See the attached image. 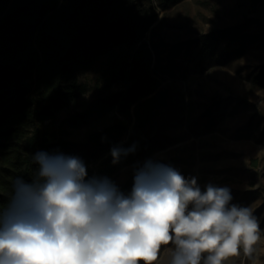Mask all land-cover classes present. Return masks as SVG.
Returning <instances> with one entry per match:
<instances>
[{
    "label": "trees",
    "instance_id": "trees-1",
    "mask_svg": "<svg viewBox=\"0 0 264 264\" xmlns=\"http://www.w3.org/2000/svg\"><path fill=\"white\" fill-rule=\"evenodd\" d=\"M155 1L167 9L180 0ZM156 16L151 0H0V209L9 204L17 179L31 184L36 178L39 165L33 157L39 152L96 164L95 177L111 183L114 174L133 164L118 191L126 195L134 186L138 162L152 142L153 121L172 104L171 92L153 73L159 71L163 43L154 41ZM243 27L236 28L230 43L238 41ZM221 33L212 31L204 42L215 46ZM106 46L117 48L110 70L129 82L126 91L59 120L64 103L84 90L75 69L89 67ZM111 105L124 117L133 108L132 132L126 120L117 119L82 141L71 138V129L90 123ZM113 148L130 151L113 163Z\"/></svg>",
    "mask_w": 264,
    "mask_h": 264
},
{
    "label": "rangeland",
    "instance_id": "rangeland-1",
    "mask_svg": "<svg viewBox=\"0 0 264 264\" xmlns=\"http://www.w3.org/2000/svg\"><path fill=\"white\" fill-rule=\"evenodd\" d=\"M151 1L157 15L154 41L163 42L159 71L153 73L171 92L172 104L153 121L152 142L138 162V172L159 163L186 179L195 178L201 191L210 184L228 188L229 206L252 208L259 221L261 241L253 255L257 264H264V0H180L167 9ZM240 26H244L241 36L230 43ZM214 30L222 32L215 46L204 42ZM147 41H152L151 30ZM116 49L106 46L89 67L75 69L74 78L84 90L64 103L59 120L126 91L129 82L110 70ZM117 119L126 120L132 132L133 108L124 117L117 105H111L90 123L71 129V138L82 141ZM84 166L85 180L92 172L96 178V164ZM133 167L128 163L112 176L118 190ZM171 248L162 245L154 264H168ZM225 264H252V260L241 250Z\"/></svg>",
    "mask_w": 264,
    "mask_h": 264
},
{
    "label": "clouds",
    "instance_id": "clouds-1",
    "mask_svg": "<svg viewBox=\"0 0 264 264\" xmlns=\"http://www.w3.org/2000/svg\"><path fill=\"white\" fill-rule=\"evenodd\" d=\"M129 149L113 148V163ZM31 184L17 179L0 209V264H225L243 252L257 264L260 225L230 190L149 164L124 195L107 178L85 180L76 157L39 152Z\"/></svg>",
    "mask_w": 264,
    "mask_h": 264
}]
</instances>
